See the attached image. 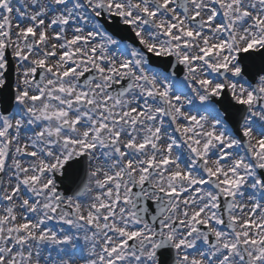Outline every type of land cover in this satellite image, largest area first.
I'll use <instances>...</instances> for the list:
<instances>
[{
    "label": "snow or ice",
    "instance_id": "1",
    "mask_svg": "<svg viewBox=\"0 0 264 264\" xmlns=\"http://www.w3.org/2000/svg\"><path fill=\"white\" fill-rule=\"evenodd\" d=\"M0 264H264V0H0Z\"/></svg>",
    "mask_w": 264,
    "mask_h": 264
}]
</instances>
